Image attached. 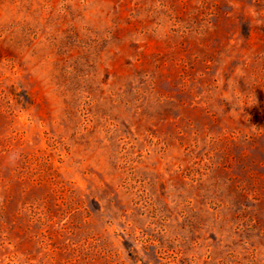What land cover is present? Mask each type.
<instances>
[{
    "label": "rangeland",
    "instance_id": "rangeland-1",
    "mask_svg": "<svg viewBox=\"0 0 264 264\" xmlns=\"http://www.w3.org/2000/svg\"><path fill=\"white\" fill-rule=\"evenodd\" d=\"M0 264H264V0H0Z\"/></svg>",
    "mask_w": 264,
    "mask_h": 264
}]
</instances>
